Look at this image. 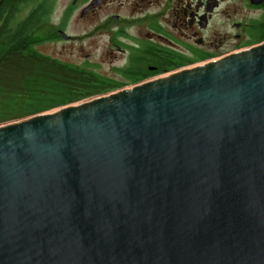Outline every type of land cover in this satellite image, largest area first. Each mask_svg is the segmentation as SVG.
Returning <instances> with one entry per match:
<instances>
[{"label":"water","instance_id":"obj_1","mask_svg":"<svg viewBox=\"0 0 264 264\" xmlns=\"http://www.w3.org/2000/svg\"><path fill=\"white\" fill-rule=\"evenodd\" d=\"M0 264H264V42L0 123Z\"/></svg>","mask_w":264,"mask_h":264},{"label":"flooded vegetation","instance_id":"obj_2","mask_svg":"<svg viewBox=\"0 0 264 264\" xmlns=\"http://www.w3.org/2000/svg\"><path fill=\"white\" fill-rule=\"evenodd\" d=\"M264 42V0H0V57L25 50L110 94Z\"/></svg>","mask_w":264,"mask_h":264},{"label":"trees","instance_id":"obj_3","mask_svg":"<svg viewBox=\"0 0 264 264\" xmlns=\"http://www.w3.org/2000/svg\"><path fill=\"white\" fill-rule=\"evenodd\" d=\"M86 74L25 50L0 57V123L78 101L95 92Z\"/></svg>","mask_w":264,"mask_h":264},{"label":"rangeland","instance_id":"obj_4","mask_svg":"<svg viewBox=\"0 0 264 264\" xmlns=\"http://www.w3.org/2000/svg\"><path fill=\"white\" fill-rule=\"evenodd\" d=\"M87 99V98H86ZM82 100H84V99H81V100H78V101H73V102H70V103H67V104H65V105H68V104H73V103H76V102H79V101H82ZM63 106V105H62ZM58 107H60V106H58ZM58 107H53V108H51V109H49V110H52V109H56V108H58ZM48 111V110H47Z\"/></svg>","mask_w":264,"mask_h":264}]
</instances>
